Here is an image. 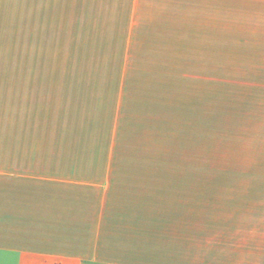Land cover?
Instances as JSON below:
<instances>
[{
	"label": "rangeland",
	"instance_id": "rangeland-1",
	"mask_svg": "<svg viewBox=\"0 0 264 264\" xmlns=\"http://www.w3.org/2000/svg\"><path fill=\"white\" fill-rule=\"evenodd\" d=\"M220 8L0 0V85L39 87L41 167L202 231L264 226V0Z\"/></svg>",
	"mask_w": 264,
	"mask_h": 264
},
{
	"label": "crops",
	"instance_id": "crops-1",
	"mask_svg": "<svg viewBox=\"0 0 264 264\" xmlns=\"http://www.w3.org/2000/svg\"><path fill=\"white\" fill-rule=\"evenodd\" d=\"M177 3L241 11L247 0ZM3 82L0 264H264L260 222L233 229L227 219L212 231L208 222L205 232L200 224L168 221L165 209L153 207L165 203L107 197L100 182L56 180L40 163L39 87L25 85L20 70ZM187 229L201 232L185 236Z\"/></svg>",
	"mask_w": 264,
	"mask_h": 264
}]
</instances>
